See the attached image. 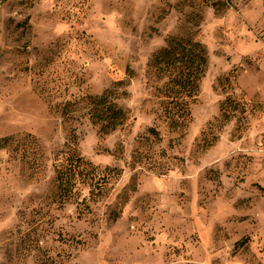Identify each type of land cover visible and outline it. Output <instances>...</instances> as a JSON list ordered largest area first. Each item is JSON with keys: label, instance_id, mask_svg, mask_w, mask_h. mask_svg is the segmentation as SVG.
Wrapping results in <instances>:
<instances>
[{"label": "rangeland", "instance_id": "obj_1", "mask_svg": "<svg viewBox=\"0 0 264 264\" xmlns=\"http://www.w3.org/2000/svg\"><path fill=\"white\" fill-rule=\"evenodd\" d=\"M169 37L209 57L177 129ZM6 137L0 264H264V0H0Z\"/></svg>", "mask_w": 264, "mask_h": 264}, {"label": "trees", "instance_id": "obj_2", "mask_svg": "<svg viewBox=\"0 0 264 264\" xmlns=\"http://www.w3.org/2000/svg\"><path fill=\"white\" fill-rule=\"evenodd\" d=\"M154 64L163 72L175 74L169 80L167 98L170 100L165 105V111L171 128L185 126L191 119L190 105L195 101L200 82L208 70V51L201 42L192 38L169 37L167 46L155 55ZM89 103L91 121L99 125L102 133L113 132L127 119L126 110L110 100L108 91L90 96ZM152 131L155 132L154 129ZM9 140V137L0 139V146L3 147ZM58 177L60 179V175Z\"/></svg>", "mask_w": 264, "mask_h": 264}]
</instances>
